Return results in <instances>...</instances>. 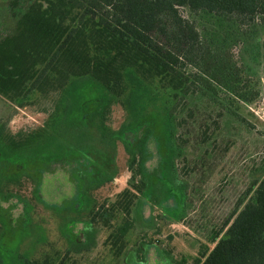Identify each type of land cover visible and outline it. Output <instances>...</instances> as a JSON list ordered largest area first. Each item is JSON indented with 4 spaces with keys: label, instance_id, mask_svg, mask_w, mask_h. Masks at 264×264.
Returning a JSON list of instances; mask_svg holds the SVG:
<instances>
[{
    "label": "trees",
    "instance_id": "trees-1",
    "mask_svg": "<svg viewBox=\"0 0 264 264\" xmlns=\"http://www.w3.org/2000/svg\"><path fill=\"white\" fill-rule=\"evenodd\" d=\"M34 45L46 48L43 57L19 72L17 60ZM237 47L259 63L264 0H30L13 33L0 37V94L18 107L54 99L37 130L0 131V166L36 178L35 196L44 205L86 211L84 236L94 226L108 228L104 243L122 254L128 232L138 226V205L141 215L158 209L159 219L182 217L174 161L188 143L183 129L195 125V101L217 107L222 98L239 104L258 97L257 73ZM159 92L169 96L156 108ZM114 104L128 116L116 131L109 126ZM224 107L237 115L227 103L217 109ZM208 137L205 132L198 141ZM117 142L128 156L127 186L114 198L91 202L90 192L112 180ZM249 192L195 264H264V176ZM149 218L145 223L154 224ZM3 252L0 247V264Z\"/></svg>",
    "mask_w": 264,
    "mask_h": 264
},
{
    "label": "rangeland",
    "instance_id": "rangeland-1",
    "mask_svg": "<svg viewBox=\"0 0 264 264\" xmlns=\"http://www.w3.org/2000/svg\"><path fill=\"white\" fill-rule=\"evenodd\" d=\"M29 5L30 0H0V37L13 33L20 15ZM41 45L46 46L42 40ZM43 46L34 45L24 52L17 60V70L24 72L34 60L41 59L46 51ZM235 53L248 59L240 47ZM252 66L258 78V97L251 103L238 104L230 98L220 101L229 104V110L236 111L237 115L230 114L225 107L222 111L217 109L220 102L217 107H212L204 99L195 101V125L188 123L183 129L182 133L189 134L188 143L181 157L174 161L175 183L183 186L182 217L177 221H165L157 218L158 209L145 210L141 215V205H138L140 217L134 214L138 226L128 232L122 254H114L104 243L108 228L94 226L90 238L84 236L86 211L76 212L72 206L69 209L68 205L62 204L57 208L44 205L35 196L36 178L0 166V247L4 250L5 264H15V258L17 262L25 258L50 264L201 262L202 256L225 232L226 222L251 195V185L264 176V54L259 63ZM158 85L151 89L157 91ZM159 93L164 97L157 96L156 108L167 102L169 96V93ZM10 98L0 94L2 134L32 132L40 128L47 118L49 103L54 99L50 96L18 107ZM154 114L151 112V117ZM127 119L120 104L112 105L109 120L112 130H118ZM154 129L161 135L160 125ZM205 132L209 137L198 141ZM113 155L112 180L90 192L91 202L101 203L106 198H114L127 186L131 173L121 143L117 142ZM240 201L243 203L239 206ZM150 216L155 223L149 225L145 221ZM120 217L118 215L116 223ZM92 230L88 225L87 231ZM73 238L76 242L82 241V246H71Z\"/></svg>",
    "mask_w": 264,
    "mask_h": 264
}]
</instances>
